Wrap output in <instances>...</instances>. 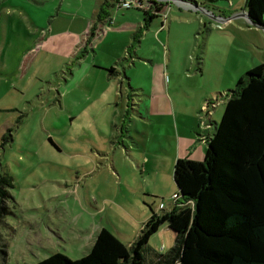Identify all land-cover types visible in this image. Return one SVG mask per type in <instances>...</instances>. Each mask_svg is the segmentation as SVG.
Masks as SVG:
<instances>
[{"label": "rangeland", "instance_id": "1", "mask_svg": "<svg viewBox=\"0 0 264 264\" xmlns=\"http://www.w3.org/2000/svg\"><path fill=\"white\" fill-rule=\"evenodd\" d=\"M96 1L0 0V175L12 183L0 264L54 252L77 259L101 227L128 245L142 209L171 204L165 152L178 140L201 146L202 160L224 92L264 61L262 29L227 18L244 0H161L152 19L100 0L112 19L101 32ZM90 26L93 36L79 45ZM173 235L161 224L148 253L165 252Z\"/></svg>", "mask_w": 264, "mask_h": 264}, {"label": "trees", "instance_id": "2", "mask_svg": "<svg viewBox=\"0 0 264 264\" xmlns=\"http://www.w3.org/2000/svg\"><path fill=\"white\" fill-rule=\"evenodd\" d=\"M244 7L264 28V0H244ZM103 12L100 6L97 16ZM92 36L90 27L85 42ZM224 98L202 160L173 162L175 207L156 212L147 205L149 215L128 245L102 227L77 259L54 252L24 264H264V61L238 77ZM5 186H12L10 178L0 175V219ZM163 223L173 244L148 253L147 241Z\"/></svg>", "mask_w": 264, "mask_h": 264}, {"label": "crops", "instance_id": "3", "mask_svg": "<svg viewBox=\"0 0 264 264\" xmlns=\"http://www.w3.org/2000/svg\"><path fill=\"white\" fill-rule=\"evenodd\" d=\"M97 2V4H95L93 7H92V11H96V10H98L97 9V5L99 4V2H100V0H97L96 1ZM161 2V0H141V3H142V8H140V9H142V12H143V14H145L146 16H147V18L148 19H152V18H155V17H157V16H159V14L161 13V12H163L164 11V9H165V6L162 4V3H160ZM243 8H244V10L246 11V9H245V7H244V4H243ZM104 12V14L102 15V19L100 20V22H99V27H100V32H101V30H102V28L103 27H108V26H106V19H108V18H110L109 17V10H103ZM97 12V11H96ZM232 16H244L243 15V13H242V9L240 10V12H237V13H233L231 16H229V17H227V18H230V17H232ZM247 20V19H246ZM248 22V21H247ZM111 25V24H110ZM251 25V24H250ZM252 26H255V25H252ZM91 28H92V26H90ZM90 27H89V29L83 34V36H81V42H80V44L79 45H81V43H83L84 42V44H86L85 43V41H86V37H87V35H88V32H89V30H90ZM257 28H259V26L257 25L256 26ZM103 31V30H102ZM108 31H111V30H108ZM78 45V46H79ZM138 63H140V64H142V65H144L145 63L144 62H141V61H137ZM258 63H260L259 61H257V63L256 64H258ZM98 65H101L102 63H97ZM108 64H111V62L110 63H108ZM256 64H254V66L256 65ZM102 66H107V65H102ZM253 67V66H252ZM248 69H250V68H248ZM88 75V74H92L93 75V77H102L105 81H110L112 78H113V76L114 75H112V74H110V73H101V72H97V73H91L89 70H87V71H85L84 72V75ZM118 73H116V75H117ZM119 75V74H118ZM123 75V74H122ZM124 81L125 80H120L119 81V83H120V85H123L124 86ZM111 95V97L112 98H114V97H116V90H113V91H107L106 93H105V96H106V98H107V95ZM124 101V100H123ZM190 144H192L191 142H190ZM193 146H195L194 144H193ZM198 147V150L196 149ZM195 146L194 148H193V150H190V147H188L187 145H185V144H180L179 143V141L177 140V144H175V145H173V147L172 148H170V149H168L166 152H165V155H167V159H168V163H169V159H170V167L173 165V162H174V160L176 159V158H179V157H184V158H188V159H192V160H197V159H199V153L201 152V146ZM195 151H198V153H195V154H193ZM119 152H120V150H119ZM153 180H154V182H155V188L154 187H152V189L150 190V192L151 193H153V194H155L157 191H156V188H160L159 186H160V184H161V172H160V170L159 169H157V168H155L154 169V172H153ZM171 190V189H170ZM168 192V191H167ZM172 193H174V192H172ZM171 193V194H172ZM171 194H170V196H171ZM159 203V202H158ZM157 203V204H158ZM155 207H157V206H155ZM173 207H175L172 203L169 205V207L166 209V211H168V209H171V208H173ZM154 211H155V209H154ZM148 215H149V213L146 211V210H144V209H142L141 210V212H140V214H139V216L140 217H138V219H137V222H139L140 223V225H139V228L141 227V225H142V223L147 219V217H148ZM102 228V227H101ZM100 229V228H99ZM98 229V230H99ZM98 230H96L95 231V233H92L90 236H85L86 237V240L88 241V243H89V247H90V245H91V243H92V241H93V238H94V236H95V234L97 233V231ZM149 262H151L150 260H148V263Z\"/></svg>", "mask_w": 264, "mask_h": 264}, {"label": "built area", "instance_id": "4", "mask_svg": "<svg viewBox=\"0 0 264 264\" xmlns=\"http://www.w3.org/2000/svg\"><path fill=\"white\" fill-rule=\"evenodd\" d=\"M113 4L114 6L116 7H119V8H124V9H128V8H142V3H141V0H113ZM112 22V19L111 18H108L106 19V26H109ZM176 194L175 193H172L171 196H170V199H171V203L175 205V199H176ZM164 208V205L162 202H159L157 204V209H163Z\"/></svg>", "mask_w": 264, "mask_h": 264}, {"label": "water", "instance_id": "5", "mask_svg": "<svg viewBox=\"0 0 264 264\" xmlns=\"http://www.w3.org/2000/svg\"><path fill=\"white\" fill-rule=\"evenodd\" d=\"M242 13L243 15L245 16V18L247 19L248 23L251 24V25H255L249 18H248V15H247V12L244 10V8H242ZM259 26V25H258ZM259 28L262 29L263 33H264V28H262L261 26H259Z\"/></svg>", "mask_w": 264, "mask_h": 264}]
</instances>
